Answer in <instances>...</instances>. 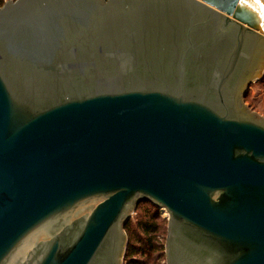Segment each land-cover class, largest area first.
<instances>
[{
	"label": "water",
	"instance_id": "1",
	"mask_svg": "<svg viewBox=\"0 0 264 264\" xmlns=\"http://www.w3.org/2000/svg\"><path fill=\"white\" fill-rule=\"evenodd\" d=\"M264 0L0 6V264H123L168 212V264H264Z\"/></svg>",
	"mask_w": 264,
	"mask_h": 264
},
{
	"label": "rangeland",
	"instance_id": "2",
	"mask_svg": "<svg viewBox=\"0 0 264 264\" xmlns=\"http://www.w3.org/2000/svg\"><path fill=\"white\" fill-rule=\"evenodd\" d=\"M7 1L8 0H2V3H5ZM243 102L248 106V108L251 111L256 113L258 116H262V117L264 116V71L260 78H258L257 80L251 83V86L249 88V93L245 97ZM150 206L151 205L147 204L146 202L138 203L134 209L129 210L128 215L130 219L134 223L137 222L138 219H141L143 221L148 220V215L145 214L147 213V210L149 209L151 210ZM157 209H158L157 221H159V223L161 222L164 225V226L162 225V229L165 227L167 228L166 232L164 231L161 234H158L156 237V239L159 240L161 244L164 243V248L158 252L152 253L150 257L148 256L142 257L140 255H137L136 258L140 260L138 264H168L167 255L165 253V240L168 234V212H166L167 210L164 211L162 207H158ZM139 231L140 232L136 230L138 234L144 237L142 230L139 229ZM126 236L128 239L127 233ZM122 263L126 264L125 258L122 259Z\"/></svg>",
	"mask_w": 264,
	"mask_h": 264
},
{
	"label": "trees",
	"instance_id": "3",
	"mask_svg": "<svg viewBox=\"0 0 264 264\" xmlns=\"http://www.w3.org/2000/svg\"><path fill=\"white\" fill-rule=\"evenodd\" d=\"M3 4L2 0H0V6ZM141 202L150 204L151 210H147V213L145 214L148 215V220L143 221L138 219L137 222L134 223L129 218L124 224V230L128 234V242L124 255L126 264H138L140 260L136 258L137 255L150 257L152 253L158 252L164 248V243L161 244L159 240L156 239L158 234L167 231V228L165 227L162 229L163 224L157 221L158 207L148 200H141L139 203ZM138 228L142 230L144 237L136 232V230L140 232Z\"/></svg>",
	"mask_w": 264,
	"mask_h": 264
},
{
	"label": "bare ground",
	"instance_id": "4",
	"mask_svg": "<svg viewBox=\"0 0 264 264\" xmlns=\"http://www.w3.org/2000/svg\"><path fill=\"white\" fill-rule=\"evenodd\" d=\"M162 209H163L164 211H166V210H167L165 207H162ZM166 212H167V211H166Z\"/></svg>",
	"mask_w": 264,
	"mask_h": 264
}]
</instances>
